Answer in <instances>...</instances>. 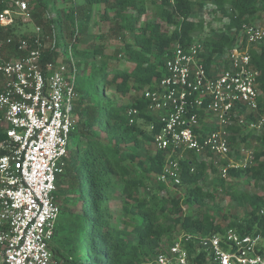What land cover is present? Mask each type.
Instances as JSON below:
<instances>
[{
  "label": "trees",
  "instance_id": "1",
  "mask_svg": "<svg viewBox=\"0 0 264 264\" xmlns=\"http://www.w3.org/2000/svg\"><path fill=\"white\" fill-rule=\"evenodd\" d=\"M29 2L44 36L55 37L57 42L56 48L46 50L45 59L65 58L70 44L76 59L82 55L86 58L82 62L77 59L80 74L75 115L78 123L70 136L63 171L56 180L55 197L60 214L52 241L53 264H147L165 251L164 239L178 227L198 237L187 246L192 264H210L205 251L197 252V242L223 233L226 228L242 234H260L264 238V197L259 194L235 188L225 191L238 206L247 209L244 223L226 217L229 224L223 227L211 211L184 215L181 197L167 195L172 187L156 180L163 172L166 152L147 150L146 144L153 145L154 132L142 124L130 126L126 115L135 107L147 123L151 121L145 114L147 103L141 95L162 74L169 48L198 40L212 54L232 48L237 40L233 30L252 24L264 12V0H175L173 3L153 0L152 10L146 0H84L82 5L75 0ZM197 5L209 8L214 18L228 16L229 21L223 25L225 33L219 37L205 34L210 29L207 23L192 18ZM5 8L0 0V12ZM52 8L57 14L49 20L48 13L54 14ZM96 13L102 22L109 24L108 32L119 35L122 41L112 55L105 54L106 46L100 42L104 40L103 34L91 49L78 48L80 35L89 33ZM150 13L152 20L144 22L143 17ZM17 31V26L0 27V43L16 37ZM251 54L253 64L260 71L258 105L260 114L264 115V45ZM122 61L126 65L122 66ZM108 89L131 97L130 103L115 102L106 96ZM134 93L138 94L134 96ZM250 134L251 131L246 136ZM5 138L0 120V141ZM232 141L237 144L236 137ZM3 153L0 150V155ZM182 164L183 185L179 188H187L191 207L200 208L208 206V201H215L219 186L224 188L228 182L221 178L219 169L197 162L195 171L191 172L190 161ZM150 174L154 175L152 184ZM213 174L218 176L217 181L212 189H206L203 184ZM243 176L255 185L263 184L264 188V148L254 151L244 169L230 170L233 179ZM140 189L150 196H139ZM113 191L119 193L117 198L122 202V215L117 216L121 226L113 222L114 214L110 210ZM211 209L217 208L213 205Z\"/></svg>",
  "mask_w": 264,
  "mask_h": 264
},
{
  "label": "built area",
  "instance_id": "2",
  "mask_svg": "<svg viewBox=\"0 0 264 264\" xmlns=\"http://www.w3.org/2000/svg\"><path fill=\"white\" fill-rule=\"evenodd\" d=\"M2 2L6 8L0 12V27L29 23L33 30L0 43V120L6 135L0 141L5 151L0 155L1 264H53L60 214L56 180L78 123L80 69L72 44L67 57L45 59L46 50L57 42L44 36L28 0ZM47 18L52 20V13ZM233 32L236 44L224 52L212 54L199 40L169 48L162 74L141 95L151 121L135 107L126 113L130 126L142 124L154 132L155 151L166 152L163 172L156 178L160 183L182 186L183 161H190L191 172L197 162L216 167L226 181L231 169H244L250 161L240 135L264 129L258 105L260 71L251 54L264 43V29L243 24ZM196 238L181 234L151 264H192L187 246ZM197 248L206 252L210 264H264L260 234L226 228L199 239Z\"/></svg>",
  "mask_w": 264,
  "mask_h": 264
},
{
  "label": "rangeland",
  "instance_id": "3",
  "mask_svg": "<svg viewBox=\"0 0 264 264\" xmlns=\"http://www.w3.org/2000/svg\"><path fill=\"white\" fill-rule=\"evenodd\" d=\"M29 1V0H28ZM78 4L82 5L84 3V0H75ZM153 0H146L147 5L149 7V10H152L151 7V2ZM32 4V3H31ZM62 4H59L60 6ZM71 5V4H70ZM31 6V5H30ZM33 8V6H31ZM209 8H201L198 5L195 6L194 8V13H193V20L198 21L200 19H203L207 25L210 27V29L206 30L205 34H211V36H221L223 33H225V28L223 25L229 21V17H223L222 15H218L216 18H214V15L212 13H209ZM34 10L32 11V13ZM52 17H55L56 10L52 8ZM102 12V11H101ZM100 13V12H99ZM96 13L94 16V20L92 21L93 24L90 25V31L87 34L80 35L79 43H78V48L80 50H86L87 48H92V46L96 43L99 42L100 38L99 36L103 34L102 36L104 37L103 41L105 44V54L107 55H112L120 46H121V40L119 39V35H115L113 33L108 32L109 24L104 23L100 20V14ZM147 20H152V13L146 15L143 17V21ZM98 22V25L95 23ZM253 25L259 26L260 28L264 29V12H261L257 15L256 19L252 22ZM33 30V25L32 24H23L20 23L18 25V34H23L24 32L32 31ZM95 36V37H94ZM129 37V36H128ZM130 38V37H129ZM128 38V39H129ZM71 41L69 40L68 43ZM264 43L258 44L257 46L254 47V50H261L263 47ZM80 53V52H79ZM79 55V54H78ZM67 57V54L66 56ZM77 59L82 62L85 61L83 55L77 57ZM84 59V60H83ZM78 60L77 63H78ZM91 60V59H89ZM113 64H116L113 62ZM122 66L126 65L123 61L120 63ZM79 65V64H78ZM80 74V73H79ZM111 78V77H110ZM79 83V82H78ZM77 90H79V84L77 85ZM138 93H134V96L137 95ZM106 96L112 98L115 102H120L123 104H128L131 101V97H123L119 93L115 92L113 89H108ZM75 102V106H76ZM264 116V115H263ZM249 134V132L241 134L240 138L243 140L240 144V147L245 149L247 151V158L248 160H252L253 153L256 149H263L264 148V142L261 140L264 138V129L260 130L258 132L256 131H251V134L249 136H246ZM263 134V135H262ZM246 137V138H245ZM75 140H77V137H75ZM146 149L149 151H155L153 145L151 144H146ZM241 155V154H240ZM240 157V156H239ZM243 158V155H242ZM249 161V163H250ZM248 162L246 164H249ZM150 182H154V175L150 174L148 175ZM218 176L214 175L209 178V180L203 184V186L206 189H212L213 185L216 183ZM238 189L239 191H245L250 194H259L264 197V188L263 184L260 185H255L247 176H243L239 179H229L228 182H226L224 188H220L219 186V191H217L216 199L215 201H208L207 204L208 206L196 208V207H191V204L188 201V196H187V188L186 187H180V188H172L171 193L167 194L172 197H181L182 202V209L184 215H195V214H201V213H207L211 211L213 214H215L217 218V223H219L223 227H227L229 224V220L226 219V217L231 218V220L235 221L236 223L240 222H245L247 218V209L240 207L236 204V202L232 199L231 196L227 195L225 191H232L233 189ZM119 196V193L117 191L112 192V198H110V210L114 214V219L113 222L121 226V222L118 221L117 216L122 215V202L120 199L117 198ZM139 196L142 198L149 197L150 194L149 192H146L144 189L139 190ZM215 206L217 209L213 211L211 209L212 206ZM116 216V217H115ZM123 218V216H122ZM124 219V218H123ZM119 222V223H118ZM183 232L180 227L177 228L176 232H173L170 236L164 239L163 241V249L167 250L173 243L174 241L183 234ZM132 241H135L134 237H131ZM0 264H1V258H0ZM147 264H151L147 261Z\"/></svg>",
  "mask_w": 264,
  "mask_h": 264
}]
</instances>
